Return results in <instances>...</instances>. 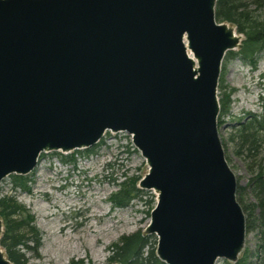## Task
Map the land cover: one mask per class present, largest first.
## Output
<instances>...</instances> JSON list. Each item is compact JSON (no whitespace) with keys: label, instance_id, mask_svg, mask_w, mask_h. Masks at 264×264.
<instances>
[{"label":"water","instance_id":"1","mask_svg":"<svg viewBox=\"0 0 264 264\" xmlns=\"http://www.w3.org/2000/svg\"><path fill=\"white\" fill-rule=\"evenodd\" d=\"M216 0H0V183L48 152L126 132L153 190L144 228L164 264L235 263L246 215L217 89L242 39ZM3 229L0 218V236ZM0 264H13L0 246ZM119 264V263H112Z\"/></svg>","mask_w":264,"mask_h":264},{"label":"rangeland","instance_id":"2","mask_svg":"<svg viewBox=\"0 0 264 264\" xmlns=\"http://www.w3.org/2000/svg\"><path fill=\"white\" fill-rule=\"evenodd\" d=\"M237 35L244 38L241 33L237 32ZM239 47L240 44L233 51H238ZM227 55L222 63L223 88L217 89L218 99L224 92L233 91L218 131L221 140L226 142L228 163L239 185L246 188L251 174L244 159L234 153L227 137L232 125L245 120L248 113L264 115V52L259 55L255 67ZM91 149V152L45 153L37 167L27 175L30 180L26 191L13 188L11 175L0 183V197L14 196L33 214L34 224L41 234L38 255L25 251L30 263L112 264L108 261L111 245L124 235L136 231L144 233L156 203L153 190L142 189L141 197L124 207L114 206L110 200L119 188L118 182L129 177L141 178L148 171L131 136L126 132L107 131ZM62 155H71V160L63 162ZM260 157L264 159V142ZM248 190L242 196L246 205L255 203ZM252 211V216L257 217V208ZM258 242V230H247L239 258L246 255L247 261H254ZM225 261L221 258L216 264H225Z\"/></svg>","mask_w":264,"mask_h":264},{"label":"trees","instance_id":"3","mask_svg":"<svg viewBox=\"0 0 264 264\" xmlns=\"http://www.w3.org/2000/svg\"><path fill=\"white\" fill-rule=\"evenodd\" d=\"M215 13L218 21L229 22L244 36L238 51H228L227 56L238 57L255 67L259 55L264 52V0H216ZM222 86L220 79L218 89ZM231 91L233 89L224 92L219 98V126L223 122L221 116L229 109ZM221 141L228 161L226 142ZM227 142L232 145L234 153L244 159L251 174L248 187L244 188L238 184L236 195L246 215V228L258 230L259 242L254 253V261H247L245 255L235 263L225 261V264H264V159L260 157L264 142V115L248 113L245 120L235 122ZM91 148L85 151L91 152ZM70 156L62 155L61 159L66 162L71 160ZM11 178L14 189L28 190L27 182L30 178L27 175L11 174ZM139 179L129 177L118 182V190L110 196L112 204L124 207L132 200L140 198L144 191L137 187ZM246 189H249L255 203L250 205L243 203L242 196ZM253 208H257V217L252 216ZM0 218L3 224L0 245L7 257L13 264H34L25 256V251H32L37 256L41 245V234L34 224L33 214L17 202L14 196L6 195L0 197ZM155 244L156 240L152 235H145L140 231L124 235L109 247L111 255L108 261L119 264H164L155 256Z\"/></svg>","mask_w":264,"mask_h":264},{"label":"flooded vegetation","instance_id":"4","mask_svg":"<svg viewBox=\"0 0 264 264\" xmlns=\"http://www.w3.org/2000/svg\"><path fill=\"white\" fill-rule=\"evenodd\" d=\"M3 230V229H2ZM1 235H2V232H1ZM1 237V236H0ZM1 246V245H0ZM2 248V247H1ZM3 249V248H2ZM4 250V249H3Z\"/></svg>","mask_w":264,"mask_h":264}]
</instances>
